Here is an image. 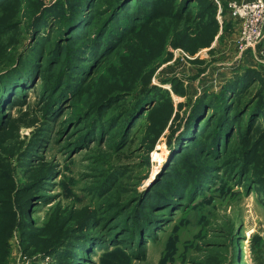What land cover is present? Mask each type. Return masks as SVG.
<instances>
[{
	"label": "rangeland",
	"instance_id": "obj_1",
	"mask_svg": "<svg viewBox=\"0 0 264 264\" xmlns=\"http://www.w3.org/2000/svg\"><path fill=\"white\" fill-rule=\"evenodd\" d=\"M232 1L0 2V81L31 72L0 99V264H264V39L240 51Z\"/></svg>",
	"mask_w": 264,
	"mask_h": 264
},
{
	"label": "trees",
	"instance_id": "obj_2",
	"mask_svg": "<svg viewBox=\"0 0 264 264\" xmlns=\"http://www.w3.org/2000/svg\"><path fill=\"white\" fill-rule=\"evenodd\" d=\"M1 1L2 0H0V2ZM138 1H140V0H116V2L114 4V7L116 9H114L113 15L116 14L117 10L122 8L123 6H124L123 8L128 7V6L130 7V4H133L134 2H138ZM74 2H76V5L80 4V5H78L76 7L77 9H80V8H82L84 6V4H81V0H74ZM133 8L132 9L135 12L139 11V13H141V9H140L139 5H138V7L134 6ZM73 21H71L70 23H72ZM39 23H41V22H39ZM216 24H218V22ZM104 34H106L105 35V37H106L105 39L107 40L106 41V46L110 44L111 40L116 39V37L118 36L117 33H110V34L109 33H104ZM95 47H96L97 50L102 49L103 47H105V42H104V37L103 36H100V38L98 39V42L95 45ZM30 75H31V72L29 70H27L24 61H22L21 63H19L17 68H13V69L9 70L6 73V75L2 76L1 81H0V88H1L0 89V99L2 100V102L8 100V97H7L8 93H6V91H10L11 92V91H13V89L21 88L22 86H24V84H27V82H28V80L30 78ZM255 77H256L255 72L253 73L251 71H248L247 73L243 74L242 76L236 77L238 82L235 83L234 86L227 84V86L225 87V89H226L225 91L230 93V92H232L234 90V88L238 89V87L240 85L244 84V83L246 85L251 79H253ZM155 92H158V91H155ZM147 94H149V93H147ZM214 98L218 101L219 100L218 98H220V97H214ZM153 99L154 98H149V99L145 98L144 99L145 103L143 105H141V110H142V108L144 106H147L152 101H155ZM202 101H204V102H202ZM202 101H198L196 103V106H195V108H194V110L192 112V117H191L190 121L188 122L187 126L185 127V130L182 133V137L183 138L189 139V137H191L190 133H191V131L193 129V126L197 124L196 122H197L199 114L201 112L200 111L201 107H206V106L209 105L210 108L211 107L214 108V106H215V102L214 101L211 102L208 97H203ZM14 103L17 104V101L14 100ZM222 113H223V110H222ZM230 128H231L230 123H229V127H228V126H225V122L223 121L218 126L217 130L215 131V134H214L215 143H218L219 141L224 140L226 138V135L228 134V131H230ZM184 141H186V139H184ZM201 180H203V178L197 172H193L192 175H190L188 177H182V178L179 179V181L181 182V184L183 186L188 184L189 186H192L193 189H196L198 187V184H199V182ZM181 191H180V189H171V195H173V194L179 195V193ZM156 199H158V198H156ZM163 202L165 204H171L172 203V199L169 198V196H168L167 199H165V201L163 200ZM136 228H137V231H140V232L142 231L143 232V230H145V228H146V225L143 224V223H137ZM82 240H84V243H85L87 240H89V237H84V238H82ZM82 244H83V242L81 244H78L77 246L75 245L76 246L75 248H73L72 250L68 251L69 254H70L69 256H71V258H72V262L70 264H82L81 262H82V258H84V252L87 250V245L85 246V245H82ZM87 244H88V242H87Z\"/></svg>",
	"mask_w": 264,
	"mask_h": 264
},
{
	"label": "built area",
	"instance_id": "obj_3",
	"mask_svg": "<svg viewBox=\"0 0 264 264\" xmlns=\"http://www.w3.org/2000/svg\"><path fill=\"white\" fill-rule=\"evenodd\" d=\"M229 8L239 31L238 48L254 50L264 39V0H235Z\"/></svg>",
	"mask_w": 264,
	"mask_h": 264
},
{
	"label": "crops",
	"instance_id": "obj_4",
	"mask_svg": "<svg viewBox=\"0 0 264 264\" xmlns=\"http://www.w3.org/2000/svg\"><path fill=\"white\" fill-rule=\"evenodd\" d=\"M235 22V21H234ZM236 23V22H235Z\"/></svg>",
	"mask_w": 264,
	"mask_h": 264
}]
</instances>
